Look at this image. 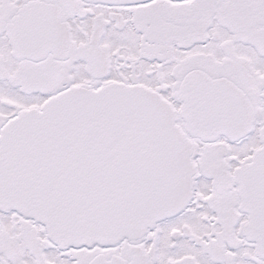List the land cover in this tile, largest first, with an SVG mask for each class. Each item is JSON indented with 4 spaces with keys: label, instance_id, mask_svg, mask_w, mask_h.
Instances as JSON below:
<instances>
[{
    "label": "snow or ice",
    "instance_id": "snow-or-ice-1",
    "mask_svg": "<svg viewBox=\"0 0 264 264\" xmlns=\"http://www.w3.org/2000/svg\"><path fill=\"white\" fill-rule=\"evenodd\" d=\"M0 264H264V0H0Z\"/></svg>",
    "mask_w": 264,
    "mask_h": 264
}]
</instances>
